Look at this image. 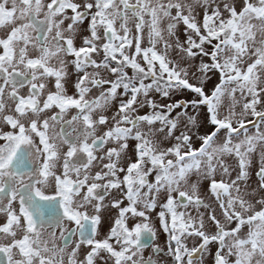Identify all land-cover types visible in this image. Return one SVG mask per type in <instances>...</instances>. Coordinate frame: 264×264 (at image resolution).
I'll return each instance as SVG.
<instances>
[{
  "label": "snow or ice",
  "instance_id": "snow-or-ice-1",
  "mask_svg": "<svg viewBox=\"0 0 264 264\" xmlns=\"http://www.w3.org/2000/svg\"><path fill=\"white\" fill-rule=\"evenodd\" d=\"M0 264H264V0H0Z\"/></svg>",
  "mask_w": 264,
  "mask_h": 264
},
{
  "label": "rangeland",
  "instance_id": "rangeland-1",
  "mask_svg": "<svg viewBox=\"0 0 264 264\" xmlns=\"http://www.w3.org/2000/svg\"><path fill=\"white\" fill-rule=\"evenodd\" d=\"M181 98L188 99V98H190V95H188V96H184V97H180V96L174 97V99H181ZM254 179H255V177L253 176V180H254ZM159 236L162 237L161 242H162V244H163L164 241H165V239H166L165 234L162 233V232H160V233H159ZM158 243H159V242H158Z\"/></svg>",
  "mask_w": 264,
  "mask_h": 264
},
{
  "label": "flooded vegetation",
  "instance_id": "flooded-vegetation-1",
  "mask_svg": "<svg viewBox=\"0 0 264 264\" xmlns=\"http://www.w3.org/2000/svg\"><path fill=\"white\" fill-rule=\"evenodd\" d=\"M107 228V224H105V229ZM161 239H162V237L161 236H159V233H158V237H157V243L159 242L161 245H162V242H161ZM215 250V248L213 247L212 248V251H214ZM149 252H150V249H148V250H146L145 251V255L147 256L148 254H149Z\"/></svg>",
  "mask_w": 264,
  "mask_h": 264
}]
</instances>
